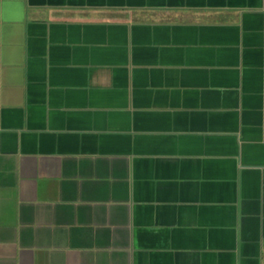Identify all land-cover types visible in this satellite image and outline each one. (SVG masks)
<instances>
[{"label":"crops","instance_id":"0c3cea01","mask_svg":"<svg viewBox=\"0 0 264 264\" xmlns=\"http://www.w3.org/2000/svg\"><path fill=\"white\" fill-rule=\"evenodd\" d=\"M0 264H264V0H0Z\"/></svg>","mask_w":264,"mask_h":264}]
</instances>
